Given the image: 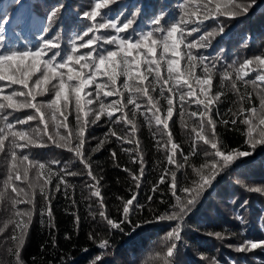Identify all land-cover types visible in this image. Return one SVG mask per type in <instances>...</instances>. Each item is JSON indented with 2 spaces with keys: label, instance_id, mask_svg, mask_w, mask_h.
Wrapping results in <instances>:
<instances>
[{
  "label": "trees",
  "instance_id": "16d2710c",
  "mask_svg": "<svg viewBox=\"0 0 264 264\" xmlns=\"http://www.w3.org/2000/svg\"><path fill=\"white\" fill-rule=\"evenodd\" d=\"M18 1L0 0V51H36L45 40H51L57 47L53 51H59L64 57L73 54V49H76L79 55H86L90 48H80L82 42L86 43L88 39L95 37L99 44V38L103 34L105 39H108V34H112V37L117 35L114 29H97L85 35L93 22L84 18L83 12H90L96 2L105 0H86V3L75 0L72 7L67 5V0ZM111 1L106 0V7ZM17 2L19 9L15 14H19L29 4L28 15L36 14L46 21L48 30L36 33L35 41L19 36L12 23L7 28L4 26L3 21L7 18L12 21ZM199 2L200 0H192V3H189V0H124L122 13L107 12L105 15L107 8L101 9L102 18H98L97 23L113 19L122 26L123 22L135 16L132 28L123 34L135 37L154 30V20L161 17H164L161 27L170 26V23L181 15L195 11V4ZM244 2L251 5L249 13L239 17L221 15L209 19L201 26L199 32L189 37L190 42H198L201 36L206 37L211 33L209 46H197L193 49L195 56L207 57L215 64V67L210 69V90L200 92V88L205 86H193L199 99L213 100L210 114L216 121L218 143L222 150L234 156V161L225 167H218L215 184L201 193L191 212L183 219L180 225V240L166 241L167 234L180 223L166 218L172 206L176 204L170 190L172 174L175 173L177 181L176 195L185 199V194L180 190L186 187L194 188L200 183L201 175L211 176L212 170L206 165L213 162V157L210 147L202 141L197 142L196 132L193 131L199 130L198 115L203 111V107L186 100L181 112L179 93L186 91V88L179 87L176 91L178 86L170 81L164 89L165 96L168 95V87H172L176 94L173 96V116L169 119L168 131L171 133L172 142L179 145L183 151V155L179 151L175 153V163L168 161L171 145L167 133L162 126H157L154 120L149 122L151 113H147L146 119L144 113L148 102L143 96L137 98L141 108L135 117L131 115V105L124 109L136 126L133 136L126 134L125 125L115 124L106 114L101 115L97 123L87 126L83 155L93 176L96 177L95 181L88 176L85 164L75 156L73 150H69L74 149L78 143L76 116L72 105H69L66 111L68 127L60 130L61 136L68 137L67 146H59L64 143L59 137H54V141L47 137L34 139L29 148L17 150V157L13 160L11 155L7 154V141L5 142V152H0V264H16L17 259L19 264H93L95 257H104L108 249L109 253L103 260L107 261L105 264H264V249L248 252L238 250L246 241L264 240V144L260 143L261 137L255 133L254 140H250L245 134L247 126L241 123L247 115V110L256 107L259 111L264 84L258 81L253 83L256 80V72L239 80L235 72L245 59L264 54V0ZM53 11L57 15L50 21L48 17ZM79 18H83L82 21L79 22ZM55 25L57 27L53 32H49ZM221 27L223 33L220 32ZM35 28H41L40 22L35 24ZM20 31L21 35H25ZM64 41L68 44L63 49L61 44ZM181 48L179 59L181 70L184 71L187 62L184 46ZM161 52L162 47L157 49V60H160ZM46 55L50 56L51 53ZM166 59L167 57L161 61L162 75L165 78ZM26 63L31 64L32 59ZM195 63V75L202 77L200 62L197 60ZM72 66L78 68L74 64ZM111 67L109 64L105 70L110 71ZM141 70L143 71V66ZM63 71L67 73V68ZM226 75L231 79H224ZM40 76L41 72H36L29 85L34 84ZM184 78L189 79L187 75ZM124 81L125 78L121 76L116 85L122 97H103V91L113 90L111 85L101 92L105 105L104 113L113 112V120L120 117L121 113L110 107L112 101L122 99L126 104L128 98V91L123 87ZM148 82H152L156 88L155 91H150L153 101L158 102L160 114L166 116L167 100L160 96L159 84H155L152 75L145 83ZM96 83L109 82L107 77L97 74L95 83L87 86L86 91L93 94V104L86 107L85 111H88V108L100 110V103L95 96ZM52 84H58V81H52L48 87L51 88ZM0 87L4 88L3 95H10L13 91H27L21 85H11L8 82H0ZM53 94L49 92L42 97L37 96L36 102L46 104ZM241 109L245 111L241 112ZM33 112L32 109L15 112L9 117V122L26 119L27 115ZM46 112L50 120L51 111L46 109ZM194 112L198 115L193 116ZM81 119H85L83 113ZM88 119L95 117L90 113ZM233 119L236 120L235 125L231 123ZM225 120L229 121L227 125L223 123ZM35 126L36 122L33 121L24 127ZM110 132L123 137V141L117 140ZM194 144L195 155L192 154ZM113 152L116 153L115 157ZM205 152L209 155L206 156ZM239 152H249L251 155L238 157ZM23 155H28L29 160L43 163L46 167L39 170L29 166L28 180L22 183L15 181L16 173L11 169L15 165L23 177L24 167L29 165L28 161L22 160ZM61 175L63 180L58 179ZM9 176L12 181L5 188V181ZM49 177L50 183L47 182ZM58 183L59 190L56 187ZM13 186L23 188L28 193L27 198L34 200V203H17L19 206H13V200L16 198V194L11 191ZM42 189L50 197V203L43 198ZM97 190L100 197L94 194ZM134 195L136 199L133 204L137 207L130 215L131 223L122 225V231L111 230L101 218L100 212L104 211L110 219L119 222L123 219L124 202L132 199ZM149 197L152 199L149 200ZM20 198L25 199L23 194ZM26 211H31V221L28 223L27 218H23L25 223H28V228L21 236L15 224L22 218L16 213ZM157 217L165 219L139 228L133 227L136 224H144L145 221H155ZM14 235L20 239L14 240ZM104 241L108 242L109 248L101 249L98 246ZM173 242L177 243L178 248L174 261L167 258V247ZM16 250L20 251L19 258L14 255Z\"/></svg>",
  "mask_w": 264,
  "mask_h": 264
},
{
  "label": "snow or ice",
  "instance_id": "6c2138e0",
  "mask_svg": "<svg viewBox=\"0 0 264 264\" xmlns=\"http://www.w3.org/2000/svg\"><path fill=\"white\" fill-rule=\"evenodd\" d=\"M119 2V0H117ZM192 3V0H189ZM251 5L244 2V0H200L199 3L195 4V11L185 13L181 15L174 22L170 23V26L161 25L164 24V17L154 20L156 25L154 30H149L147 33H140L137 36L123 35L130 28H132L133 20L128 19L127 22H123L122 26L118 25L113 19H108L106 22L97 23L98 18H102L101 9L106 8L105 2H96L95 7L89 12H83V17L92 21V27H89L85 35L94 32L97 29H114L116 34L110 39L104 41V43L115 46L116 50H106L97 43L95 37L88 39L86 43H81L80 48H90V51L86 55L77 54V50L73 49V54H68L66 57L62 56L59 51H53L56 47L51 40H45L43 45L36 51L25 50V51H0V82H8L11 85H21L26 92L13 91L10 95H3L4 88L0 87V152H5L6 141L7 149L12 159L15 160L17 157V150H24L29 148L34 139H43L47 137L49 140L54 141V137H59L64 143L59 146L65 147L68 144V137L61 136L60 130L67 129L68 125L66 111L69 105L73 106L77 129L76 137L78 143L75 145L73 150L75 156L85 164L88 168V176L92 180H96L93 176L90 166L87 164L86 159L83 155V145L85 143V130L89 124L97 123L101 115L106 114L110 121L115 124L125 125V132L129 136H133L136 132V126L132 119H129V113L124 109L128 105L132 106L131 115L135 117L136 112L140 110L141 105L137 102V98L143 96L147 98L148 106L146 108L147 113H151V123L157 126H162L165 133L168 135V142L171 145V151L168 155L169 163H175L177 151L183 155L182 149L179 145L172 142L171 133L169 129V119L173 116V96L176 94L172 87H168V95L165 96V87L169 85L170 81H173L179 87H185L186 91L179 93V102L181 106V112L183 106L187 100L189 103H195L197 106H202L203 111L199 113H192L193 116L198 115L200 120L199 130L193 129L196 132L197 142H203L204 145H208L212 150L211 155L213 162L206 165V167L212 170L211 176L201 175L200 183L196 184L194 188H183L182 191L185 194V199H181L176 195L177 193V181L175 173L172 174L170 190L173 197L176 200V204L172 206L170 214L166 217L169 220L179 221L177 227L172 229L168 234L167 238L178 242L181 237V223L185 216L189 214L192 208L197 203L200 195L203 191L210 188L214 183L217 175L218 167H225L234 161V156L230 152L222 150V146L218 143L217 132H216V121L210 114V106L213 104L212 99L207 101L198 98V92L194 89L195 85H203L205 87L200 88V92L210 90L212 84V75L210 72L211 68L215 67L214 62H210L207 57L195 56L193 49L197 46L206 47L208 40L211 38V33L208 36H201L198 42H190L189 37L194 33L201 30V26L204 25L209 19L218 18L219 16L227 17H239L249 13ZM57 13L53 11L48 19L54 20ZM107 15V13H105ZM23 22V21H21ZM7 23V21H3ZM135 31V29H132ZM220 32L223 33V28H220ZM2 39V38H0ZM95 45V47H92ZM184 46V52L186 57L187 66L184 71L181 70V56L182 48ZM162 47L160 54V60L156 59L157 49ZM136 55H133V53ZM51 53L50 56L46 55ZM166 59V72L167 78L162 75V64L161 61ZM32 59L31 64H27L26 61ZM59 58V59H58ZM200 62V66L203 70V76L195 75L196 61ZM78 66L74 68L72 65ZM111 65V70L106 71V66ZM143 66V71L141 70ZM258 66V67H257ZM67 68V73L63 70ZM87 69L85 72L84 70ZM36 72H41V76L35 80V86L40 88L37 93L33 92V88L29 85V81L32 79ZM237 79H244L251 73L256 72V80L253 81L255 84L257 81L264 84V54L256 55L254 58L245 59L239 68L235 69ZM146 73V74H145ZM97 74L107 77L108 84L96 83L95 96L97 102L100 103V110L94 111L92 108H85L93 104L92 92L86 91L87 86L95 83V77ZM154 76L155 84L160 86V96L165 97L167 100V112L166 116L160 114V109L157 106L158 102L153 101V97L150 95V91H155L156 88L152 85V82L145 83L148 81V77ZM185 75L189 79H185ZM123 76L125 78L123 87L128 91V98L126 104L123 100H113L110 107L121 113L120 117L113 120V112L104 113L105 105L103 103V97L110 96H121L122 93L116 88L117 81ZM224 79H231L230 76L223 77ZM58 81V84H52L49 88L48 85L52 81ZM190 80L192 82H190ZM132 82L131 84L129 82ZM113 90L103 91V97L101 92L103 89L109 87ZM235 87V85H233ZM54 93L52 99L46 104L36 101L37 95H44L46 93ZM83 94V95H82ZM219 95V94H217ZM22 97V99H17ZM87 97V98H85ZM32 109L34 112L27 115L26 119L16 120L14 123L9 122V117L20 110ZM51 111V119L46 112ZM11 110V111H6ZM241 109V112H244ZM81 113H83L85 119L82 121ZM91 113L95 119H88ZM207 117V119H205ZM36 122L35 127L24 126L29 125V122ZM224 124H228L229 121H223ZM233 125L236 124V120L231 121ZM241 123L247 126L246 135L250 140H254V133L261 137L260 143L264 144V95L260 96L259 111L256 107H252L247 110L246 117L241 120ZM51 124V131H50ZM18 129V130H17ZM112 136H115L117 140L123 141V137L117 136L115 132H110ZM71 135V134H69ZM163 135V134H162ZM135 143V141H130ZM159 144V142H158ZM196 146L193 145L192 154L195 155ZM115 157L116 153H112ZM208 156L209 153L205 152ZM251 155L249 152H239L238 157H247ZM218 158V159H217ZM187 161V156L184 157ZM23 161H28L29 165L24 167L23 177L21 176L19 169L15 165L12 167V171L16 173L15 181H21L22 183L28 180L29 166L38 168L39 170L45 169V164L39 163L38 161L29 160L28 155L22 156ZM141 163V176L143 175V161ZM204 167V166H202ZM39 177V173H37ZM58 179L63 180V175ZM164 178H161L163 182ZM12 181V177L5 181V188L8 187ZM47 182H51V178ZM32 185L29 183V187ZM59 190V183L57 184ZM155 190V189H154ZM11 191L16 194V198L13 200V206L17 203L33 204L34 200L28 199V193L23 188L13 186ZM259 191V189H257ZM21 194L25 199H21ZM97 197H100V192L97 190L94 193ZM43 198L50 203V197L43 192ZM136 199L135 195L132 199L124 202L122 213L123 219L119 222H115L110 219L104 211L100 212L101 218L106 222L111 230H123L122 225L131 223L130 215L132 211L137 207L133 204ZM152 198L149 197V200ZM49 210V215H50ZM16 215L22 219L15 224V228L20 230L21 236L26 232L28 223L31 221V211L17 212ZM24 217L27 218L28 223H25ZM165 219V217H157L155 221H145L144 224H136L135 228L145 226L146 224L159 222ZM15 228L13 231L15 232ZM13 239H20V237L13 236ZM173 242L171 246L167 247V258L174 261V256L178 251L177 243ZM110 245L107 241L100 244L101 249H107ZM264 249V240L259 242L246 241L239 247V251L248 252L250 250ZM14 255L19 258L20 251L16 250ZM102 261L101 256L95 257L93 264H100ZM16 264H19L17 259Z\"/></svg>",
  "mask_w": 264,
  "mask_h": 264
},
{
  "label": "rangeland",
  "instance_id": "374dc122",
  "mask_svg": "<svg viewBox=\"0 0 264 264\" xmlns=\"http://www.w3.org/2000/svg\"><path fill=\"white\" fill-rule=\"evenodd\" d=\"M20 1V0H19ZM18 1V2H19ZM75 0H67V5L69 7H72V4L74 3ZM83 3H86L87 1L86 0H81ZM136 1V0H135ZM17 2L16 4V7H15V10H14V17L11 20H9L7 18V23H4V26L5 28H7L8 26H11V23L13 26H15L17 29V32L19 33V36L23 37L24 38H27L29 41H35V38L36 37V33L37 34H40V33H43V32H46L48 30V26L46 25V21L45 19H40L36 14H33V15H28V13L30 12L29 11V4L23 8L22 11H20L19 14H15L16 11H18L19 9V3ZM134 2V1H133ZM124 0H119V2H117V0H112L109 5L106 7L107 8V12H114V14H120L124 11ZM73 10V8H72ZM2 16V15H1ZM0 16V17H1ZM83 18H79V22L82 21ZM1 20V19H0ZM23 21V22H21ZM40 22L41 24V28H35V24ZM57 26L55 25L52 30H50L49 32H53V30L56 28ZM19 30V31H18ZM22 30L25 35H21V31ZM35 35V36H34ZM104 35L101 36L99 38V45H101L103 48H105L106 50H109L110 48H115V46L113 45H109V44H106L104 43V41L110 39L112 37V34H108V39H105L104 38ZM38 36V35H37ZM102 38H104L103 42H102ZM68 42L67 41H64L61 46L62 48L64 49L66 46H67ZM57 48V47H56ZM54 48V49H56ZM32 88H33V92L34 93H37L40 91V88L36 87L35 86V83L30 85ZM39 97H42L44 95H37ZM33 102H36V101H33ZM8 111H11V110H8ZM0 125H2V122H0ZM215 183H213L212 185H214ZM2 190V187L0 188V191ZM17 206H19V204H17ZM166 241H170L169 239H167ZM100 247V244L98 245ZM109 250V249H108ZM107 250V252L105 253L104 257H102V261L101 263L105 264L107 261H103L105 256L109 253V251Z\"/></svg>",
  "mask_w": 264,
  "mask_h": 264
}]
</instances>
